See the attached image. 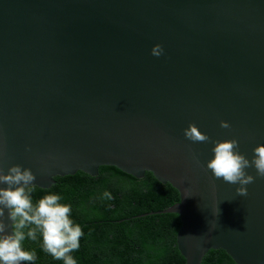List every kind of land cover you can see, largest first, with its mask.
I'll use <instances>...</instances> for the list:
<instances>
[{"label":"water","instance_id":"1","mask_svg":"<svg viewBox=\"0 0 264 264\" xmlns=\"http://www.w3.org/2000/svg\"><path fill=\"white\" fill-rule=\"evenodd\" d=\"M189 124L237 140L249 161L264 145V0H0L5 174L30 169L49 189L100 167L151 173L179 195L149 215L179 217L184 264L210 250L264 264V179L246 169L254 182L237 196L206 170L214 144L187 140Z\"/></svg>","mask_w":264,"mask_h":264},{"label":"trees","instance_id":"2","mask_svg":"<svg viewBox=\"0 0 264 264\" xmlns=\"http://www.w3.org/2000/svg\"><path fill=\"white\" fill-rule=\"evenodd\" d=\"M105 192L112 198H105ZM49 194L71 206L69 218L82 229L80 247L71 253L77 264H184L176 246L179 217L149 215L171 208L179 195L151 173L135 179L114 167H100L95 177L80 172L55 177L49 189L33 190V204ZM41 243L39 233L35 241L23 242V250L36 254L35 261L25 264H63L43 251ZM201 264L234 263L225 252L210 250Z\"/></svg>","mask_w":264,"mask_h":264},{"label":"clouds","instance_id":"3","mask_svg":"<svg viewBox=\"0 0 264 264\" xmlns=\"http://www.w3.org/2000/svg\"><path fill=\"white\" fill-rule=\"evenodd\" d=\"M163 48L157 44L151 49V55L159 57ZM221 128H229L224 121ZM184 137L193 143L212 142L213 156L206 164V170L212 177L231 185H239L236 195L247 196V185L254 182V177L246 173L252 167L257 176L264 179V145L253 149L251 161L238 151L239 144L235 139L225 141H210L198 128L189 124L183 132ZM36 177L30 169H22L15 165L7 169L0 166V264H24L36 259L34 251L23 250V242L28 239L35 241L39 233L42 249L55 260L63 264H77L71 253L80 247L83 236L79 225H74L69 218L71 206L60 203L61 197L49 194L33 204L31 193L36 188ZM104 197L111 199V194L105 192ZM5 210L7 219L5 224ZM215 214V213H214ZM10 228V234L7 230Z\"/></svg>","mask_w":264,"mask_h":264}]
</instances>
